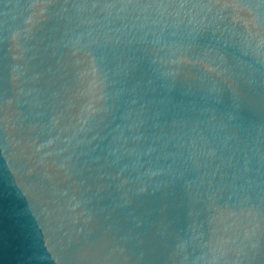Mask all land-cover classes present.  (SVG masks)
<instances>
[{"label":"water","instance_id":"1","mask_svg":"<svg viewBox=\"0 0 264 264\" xmlns=\"http://www.w3.org/2000/svg\"><path fill=\"white\" fill-rule=\"evenodd\" d=\"M0 264H264V0H0Z\"/></svg>","mask_w":264,"mask_h":264}]
</instances>
